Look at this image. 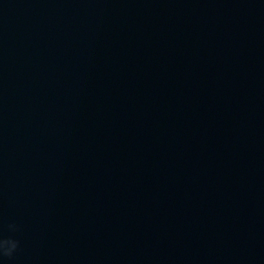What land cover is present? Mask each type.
<instances>
[{"label": "water", "instance_id": "obj_1", "mask_svg": "<svg viewBox=\"0 0 264 264\" xmlns=\"http://www.w3.org/2000/svg\"><path fill=\"white\" fill-rule=\"evenodd\" d=\"M0 238L264 264V0H0Z\"/></svg>", "mask_w": 264, "mask_h": 264}, {"label": "clouds", "instance_id": "obj_2", "mask_svg": "<svg viewBox=\"0 0 264 264\" xmlns=\"http://www.w3.org/2000/svg\"><path fill=\"white\" fill-rule=\"evenodd\" d=\"M9 228L12 231H16L18 226L16 224H10ZM19 240L15 238H0V264H4V257H12L19 247Z\"/></svg>", "mask_w": 264, "mask_h": 264}]
</instances>
